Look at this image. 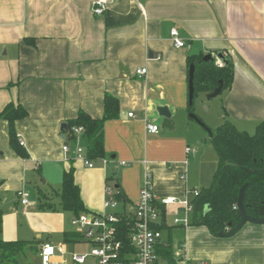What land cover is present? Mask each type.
I'll return each instance as SVG.
<instances>
[{"label":"crops","instance_id":"obj_1","mask_svg":"<svg viewBox=\"0 0 264 264\" xmlns=\"http://www.w3.org/2000/svg\"><path fill=\"white\" fill-rule=\"evenodd\" d=\"M93 1L0 0V112L8 103L26 111L14 127L28 155L21 158L10 148L8 124L0 119V237L35 242L37 255L40 238L53 234L60 233L73 248L85 243L66 241L64 234L71 231L63 229V215L39 207L42 195L49 203H55L53 197L59 202L56 191L70 167L90 214L103 211L109 182L124 197L118 212L132 213L146 172L152 174L157 199L181 198L209 185L219 155L205 129H212L211 123L198 112L209 103L207 93L193 105L205 128L189 117L187 57L223 54L231 65L232 85L219 96L222 122L228 119L248 132L264 121L262 0H116L101 16L92 13ZM173 29L185 47H174ZM139 68L146 69L144 76L135 74ZM105 94L119 104L118 115L103 129L110 162L93 160L89 169L75 160V145L61 125L79 110L100 118ZM158 107L171 112L170 130H161ZM147 123L159 126V132H146ZM64 135L71 148L67 154ZM202 137L205 146L199 143ZM81 145L86 148L85 139ZM115 162L128 165L115 171ZM21 192L28 195L26 206ZM185 232V238H199L201 244L190 259L264 264V224L247 223L231 237L214 236L202 226ZM203 243L214 247L213 255L202 251Z\"/></svg>","mask_w":264,"mask_h":264},{"label":"trees","instance_id":"obj_2","mask_svg":"<svg viewBox=\"0 0 264 264\" xmlns=\"http://www.w3.org/2000/svg\"><path fill=\"white\" fill-rule=\"evenodd\" d=\"M26 42L33 44L34 41L26 39ZM203 57V55L187 57L188 68L191 64L195 65L194 98L198 93L214 91L219 81L222 82V92L229 89L233 82V69L230 64L218 68L215 63L203 62ZM118 111V100L112 95L105 94L103 114L100 118H92L79 110L74 118L66 122V130L63 132L68 133L70 128L82 126L87 158L91 161L106 158L103 145L104 123L115 118ZM188 112L196 116L193 106H188ZM26 116L27 113L20 104L8 103L0 112V119L8 124L10 148L21 158H27L28 155L18 140L14 124ZM196 119L201 122L197 116ZM205 129L219 155V163L209 185L197 190V194L191 200L190 226L205 227L210 234L217 236L218 233H226L229 225L233 227L239 222V211L236 205L239 192L244 185L246 188L243 205L246 214L259 217V208L264 206V121L257 123L252 135L239 130L228 119L214 129ZM68 136V140H71L70 135ZM1 184L2 182L0 187ZM56 195L63 211L73 216L87 213L80 197V189L74 179L73 167L63 173L61 186L56 191ZM42 197L39 207L53 210L55 204L49 203L45 196L42 195ZM115 198L117 201H124L119 188H115ZM119 214L120 219L116 227L117 238L125 243L133 230L134 219L132 213L120 212ZM163 227L168 226L163 223L158 228L161 230ZM64 237L66 241L81 238L77 232H66ZM33 245L35 242L4 241L0 237V264H19V257L23 254V250ZM163 251L169 255L171 245L168 243Z\"/></svg>","mask_w":264,"mask_h":264},{"label":"built area","instance_id":"obj_3","mask_svg":"<svg viewBox=\"0 0 264 264\" xmlns=\"http://www.w3.org/2000/svg\"><path fill=\"white\" fill-rule=\"evenodd\" d=\"M114 1L116 0H94L92 13L95 16L103 15ZM170 38L174 47H185V42L179 37L176 29L171 31ZM214 62L218 68L225 66L217 58ZM135 74L144 76L146 69L139 68ZM129 117H133V114H129ZM145 129L149 134L159 132V126L155 124L147 123ZM83 134L84 128L82 126L72 127L68 130V135L75 145L73 149L75 160L91 169L94 167V163L87 158L86 150L81 145V141L84 139ZM63 139L62 152L67 154L71 148L66 143L67 137L65 135ZM20 144L23 145L22 141ZM185 152L189 153L190 148L187 147ZM100 160L104 166L110 162L108 158H101ZM127 165L125 162H115L113 167L117 171ZM180 179L185 180L184 174L180 176ZM196 194L197 191H193V195ZM19 195L21 204L28 205V195L23 192ZM117 202L115 188L110 184H105L103 211L99 214L83 213L73 216L71 225L77 228L76 232L81 236V240L91 246V251L90 254L70 253L72 264H86L89 259H92V264H209L205 260H193L187 257L182 243L178 246V252L174 253L171 249V253L168 255L163 251L168 243L162 240L158 227L163 223L169 227L167 220L171 219L172 227L187 229L190 226L191 216L189 213H192V205L191 202L182 201L176 197L157 199L154 195L153 177L150 172L144 173L138 200L132 212L134 227L125 243L117 238L116 227L120 219ZM170 208L173 210L171 211ZM179 215H183V217L180 218ZM66 254L65 246H54L45 242L41 244L38 252L39 263L66 264Z\"/></svg>","mask_w":264,"mask_h":264},{"label":"rangeland","instance_id":"obj_4","mask_svg":"<svg viewBox=\"0 0 264 264\" xmlns=\"http://www.w3.org/2000/svg\"><path fill=\"white\" fill-rule=\"evenodd\" d=\"M201 93H198L195 98H194V106H197L198 101L201 98ZM209 106V108H208ZM199 115H201L205 121H207V123H211V127L212 129H214L217 125H220L222 120V107H221V103H220V97H217L215 99H212L209 101V103H207V105L202 106V108L198 111ZM202 121V120H201ZM204 123V122H203ZM199 128L201 130H203V128L199 125ZM249 135H252L254 133V129L253 128H249L247 130ZM203 137L200 138V145L205 146V144H207V141L204 142ZM190 147L192 149L195 148V146L189 144ZM204 159V158H203ZM207 159V157H205V160ZM195 175H198L200 172L198 171V169H194ZM203 173V171H202ZM185 176V180H186V175ZM44 179L42 178L40 184H43ZM111 185H113V182H109ZM40 185V186H41ZM35 194V193H34ZM193 192L187 191V194L183 197H181L180 199L182 201L187 200L188 202H191L192 198H193ZM54 201H55V206L54 209L51 210V212H55V213H59L62 214L63 217H61V224L64 230L67 231H71V232H75L77 231V228L71 225V220L73 218V214L69 213V212H65L61 209V207H59V202L57 201L56 197H53ZM1 199V198H0ZM118 203V207L120 208V201L117 202ZM189 216H191V213H189ZM178 217L182 218L183 215H179ZM167 223L169 224V227H163L160 232L162 235V240L169 243L171 245V249L175 252H178V246L180 243L184 244L185 248H186V255L187 257H192V254H195V251L200 249V242H198L199 238H185V229L181 228V227H172V223H171V219L167 220ZM60 233L59 234H53L54 238H40L42 243L45 242H49L51 244H53L54 246H60L63 245L65 246L66 250H67V254L65 256L66 259V264H72L71 263V255L70 253H75V254H90L91 251V246L88 243H82L81 245H78L76 247H72L71 244L72 243H65L63 241V238H59L60 237ZM57 237V238H56ZM80 244V243H79ZM202 251H208L209 254L211 253L213 255L214 253V247L210 246L207 243H203V248ZM194 259V258H193ZM93 261L92 259L87 260L86 264H92ZM19 264H39V260H38V255H37V250H36V245H33L32 247H26L23 250V254L20 255L19 257Z\"/></svg>","mask_w":264,"mask_h":264},{"label":"water","instance_id":"obj_5","mask_svg":"<svg viewBox=\"0 0 264 264\" xmlns=\"http://www.w3.org/2000/svg\"><path fill=\"white\" fill-rule=\"evenodd\" d=\"M216 58L222 61L225 65H228V61L223 54H218ZM202 61L214 63L215 59L212 58L210 54H207L203 57ZM194 73H195V65L191 64L188 70V105L189 106L194 105V85H193ZM221 92H222V82L219 81L217 88L214 91L207 93L205 95L206 101H210L212 99L219 97ZM156 113L158 117L161 119V124H160L161 130L162 131L170 130L172 128V124H171L172 114L168 110V108L158 107L156 108ZM189 117L195 120V122H197L199 125L203 126V124L198 119H196V116L194 114H189ZM63 130H66V124L61 125V131ZM245 188H246L245 185L241 188L236 205V208L239 211V222L233 227L229 225V230L226 233L221 232L218 233L217 236L231 237L234 234H236L238 231H240V229L247 223L256 224V225L264 224V206L259 208V217H251L246 214L243 205Z\"/></svg>","mask_w":264,"mask_h":264}]
</instances>
